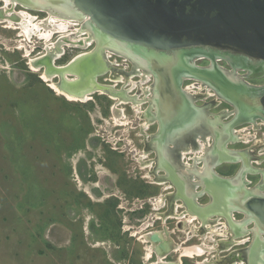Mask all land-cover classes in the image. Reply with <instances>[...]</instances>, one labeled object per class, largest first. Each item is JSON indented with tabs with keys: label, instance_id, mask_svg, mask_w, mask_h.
Returning <instances> with one entry per match:
<instances>
[{
	"label": "rangeland",
	"instance_id": "obj_1",
	"mask_svg": "<svg viewBox=\"0 0 264 264\" xmlns=\"http://www.w3.org/2000/svg\"><path fill=\"white\" fill-rule=\"evenodd\" d=\"M2 7L0 0V10ZM20 10L34 16V22L49 16L45 7L31 9L21 4H16L12 12ZM69 13L72 16L65 13L68 17L63 18L70 22L67 33L83 30L74 37L90 38L92 33L95 38L87 47L70 46L62 41L61 54L53 58L56 66L93 49L99 37L87 26L88 16ZM6 24L0 22V264H147L144 258L147 244L138 236L141 233L152 229L168 231L169 226L176 233V237L175 233L168 235L170 238L177 243L187 239L195 220L191 223L183 220L177 229L174 219L165 222L154 218L163 207L155 210L150 201L164 195V181L155 184L151 173L154 164L151 166L147 161L142 167L137 161L146 150L138 135L152 129L139 133L141 127L128 114L132 109L126 103L117 106L125 109L124 126L115 124L109 110L118 100L105 94H93L84 102L70 101L57 94L41 78L43 66L33 70L31 62L47 55L46 44L56 43L63 33L53 34L49 41L32 35L28 41L19 35V29L6 28ZM119 51L121 54L105 49L104 54H110L107 60L113 61L114 69L130 72L133 63L126 54L132 57L131 52ZM207 61L197 57L192 63L201 66ZM218 63L227 67L224 60ZM110 75L111 70L105 71L96 81L117 83L115 88L131 86L123 78L122 82H113ZM66 77L74 76L66 74ZM51 79L58 82L59 77ZM196 81L197 88L193 90L199 89L201 82L197 78L189 80ZM254 133L251 131L253 136L248 143L230 146L252 147L261 136L257 132L255 139ZM151 156L148 154L144 160ZM156 173L163 174L161 170ZM203 215L207 217V213ZM207 219L211 220V216ZM223 222L217 224L219 229L235 226L231 221L230 226ZM198 235L188 238L185 244L204 241L217 249L202 256L182 258L183 264L214 261L225 255L226 250L219 249L222 245L213 242L223 237L212 234L211 238L201 236L198 241ZM176 255L171 253L166 261L175 260Z\"/></svg>",
	"mask_w": 264,
	"mask_h": 264
},
{
	"label": "flooded vegetation",
	"instance_id": "obj_2",
	"mask_svg": "<svg viewBox=\"0 0 264 264\" xmlns=\"http://www.w3.org/2000/svg\"><path fill=\"white\" fill-rule=\"evenodd\" d=\"M202 58H207L208 63L196 66L215 71L211 77L212 81L221 85L226 93H233L231 97L238 98L239 106L229 101L208 81L197 78L203 86L199 88L201 91L193 90L197 88L198 82L190 83L189 80L196 78L189 77L190 73L183 72L182 66L175 71L177 75L182 71V76L179 75V79H175L177 85L167 97H163L162 92H159V80L151 71L144 73L148 74V78L141 86L136 85L130 89L115 88L117 83L113 86L96 81L98 84L113 87L102 93L98 89L71 93L81 95L83 91L89 92L86 101L98 93L105 94L115 101L127 100L126 104L132 109L128 114L135 117L137 127L146 122L145 129H152L150 132L144 131L141 135L140 132L143 131L141 128L138 136L142 138L146 149L142 153L145 152L146 156L152 154L149 160L144 161H150L151 166L154 164L151 170L154 178L159 181L160 176H164L163 211L158 213V218L154 216L155 219L161 220L164 217L165 222L174 219L175 228L178 229L183 218L176 217V213L185 212L184 215H188L187 210L192 208L215 206L219 210L211 214L210 221L220 225L223 220L229 226L231 221L235 226L231 228L228 238L221 236L222 246L219 249L224 248L225 255L212 260L211 264H264V246L261 245L264 241V231L259 229L252 212L233 207L236 201L250 205L255 202L260 204L259 201L264 202V165H258L264 163L262 149L264 144L257 152L248 145L242 149L230 146L248 143L246 140H250L251 131L261 134L258 140H253L255 141L253 144L257 141L264 142V60L252 59L241 54H232V61L222 57L216 59V56L214 62L209 57ZM219 60H224L227 67L220 65ZM210 64L214 70L208 68ZM136 72V68L132 66L131 71L127 73L133 74L132 78L135 77V82H139L142 75ZM71 78L73 79V77L69 79ZM226 84H232L233 87L228 88ZM208 89H212V93L208 92ZM163 98L167 103L164 106L161 105ZM206 98L209 99L205 100ZM133 102L139 106V110H136ZM216 106L221 107L213 109ZM112 107L113 105L109 110L111 114ZM121 109L125 117V109ZM162 124H165V132L160 139ZM256 134L254 133L255 139ZM157 170H161L163 174L156 173ZM156 180L155 184L161 185ZM211 187L217 189L220 198L213 197ZM221 209L223 213H220ZM201 215L195 220L198 228L203 222ZM167 229L169 236L175 233L169 226ZM200 229L202 231V228ZM156 231L151 230L152 233ZM190 233L188 238L196 236ZM199 235L198 241L201 237V234ZM188 238L181 240L180 243L186 242ZM202 263L203 261L197 264Z\"/></svg>",
	"mask_w": 264,
	"mask_h": 264
},
{
	"label": "water",
	"instance_id": "obj_3",
	"mask_svg": "<svg viewBox=\"0 0 264 264\" xmlns=\"http://www.w3.org/2000/svg\"><path fill=\"white\" fill-rule=\"evenodd\" d=\"M20 1L23 6L28 5L31 9L44 8L40 0ZM43 1L44 4L51 2L52 5L47 9L55 12L57 9L54 8L57 7L53 5L65 2ZM68 1L78 12L88 16L96 31L124 45L126 50L131 52L130 55L135 57L131 60L138 58V62L140 59L148 62L144 68L156 74L159 92H162L163 97L169 96L177 85L172 70L180 65L183 72L210 82L211 86L229 101L239 106L238 98L231 97L233 93H226L221 85L212 81L211 77L215 71L199 68L189 61L196 55L209 57L213 62L214 56L232 61V54L264 60V0ZM101 44L97 43L93 49L73 58L65 65L55 66L49 54L33 60V63L43 66L44 71L47 70L48 74L53 75L52 78L58 76V82L67 91L92 90L96 77L105 70V60L101 63L103 59L100 60L98 51ZM181 73L178 72L177 77L182 76ZM66 74H72L73 79L69 80ZM226 86L233 87L232 84ZM166 104L163 98L161 105ZM164 132L165 124H162L160 139L163 138ZM210 190L214 198H220L217 189L211 187ZM259 203L250 205L236 201L233 207L252 212L259 229L264 231V202ZM192 209L198 216L219 210L215 206ZM220 213H223V209ZM150 239L156 238L151 236ZM261 245L264 246V241Z\"/></svg>",
	"mask_w": 264,
	"mask_h": 264
},
{
	"label": "bare ground",
	"instance_id": "obj_4",
	"mask_svg": "<svg viewBox=\"0 0 264 264\" xmlns=\"http://www.w3.org/2000/svg\"><path fill=\"white\" fill-rule=\"evenodd\" d=\"M2 1H3V7H2V10H0V22H6L7 23L5 25L6 28H11V29H14V30L19 29V32H20L19 35H23L24 36L23 38L25 40H28L32 35L33 36L35 35L36 38H38V39H41V40L43 39L45 41H49L50 40V37L53 34H55L57 32H59L60 34L63 33V36H61L56 43H52V44H48L47 43L46 44V50H47V53L49 55H51V60H53V58H56L57 56H59L61 54V51L62 50L59 48V45L60 46L62 45V41H64L65 43H67L70 46L73 45V46L87 47V45H89L91 43V41L95 38V36H93V34L92 33H89V32L88 33H89V37L90 38H87V37H84V38L83 37L82 38H76V37H74V35H77V33L82 32L83 30H77L76 32H70L69 31L68 33L66 32V31H68V28L70 26L69 25L70 22L67 21V20H65V19H63V18H67L68 17V15H66L65 13H68L69 16H72V14H70L69 12H74V13H78L80 15H83L80 12H78V10H76L73 7V5L71 4V2L68 1V0H65L64 3H61V4L59 3L58 5H53V6L57 7V8H54V9H57V12L58 13L55 12L54 10L47 9V10H49V13H48L49 16L46 19H44V20L35 21V22H34L35 17L32 16L30 13L24 11V10H20V11L16 12V14H14L12 12V10L15 7L16 4H21V1L20 0H2ZM40 1L42 2L43 0H40ZM44 3L45 2L43 1L42 2V5H44L45 8H47L50 5H52V4H50L51 2L50 3H46V4H44ZM25 7H29V6L28 5H25ZM53 13H55V15H53ZM56 16H58V17H56ZM63 16H65V17H63ZM59 17H60V19H58ZM87 26H89L94 32H96V33L99 34L98 39H96V45L99 42L102 43L101 46L98 48V51H99V55L101 57L100 60L103 59L101 61V63H103V61L105 60L104 61L105 62L104 63L105 70L103 71V73L105 71L111 70L110 79L113 82H118L120 80L123 81V79H124V83L125 84H127V83H130L131 84V86L129 87V89L132 88V87H135L136 85L141 86V84L143 82L147 81L146 79L148 78V74H144V73L148 72L149 70H146L144 68L147 65V63H148L145 59H140L139 62H138L137 61L138 58H136L134 60H131L133 58L130 57V56H128V55H126V57L129 58L132 61L133 66L136 68V70H137L136 73L142 75L141 81H139V82L131 81V78H132V75L133 74L131 75V74H128V73H124L123 71H118V70L114 69L113 66H112L113 61L110 62L109 60H107V57L110 54H108V55L107 54H104L105 49L112 50V51L117 52L119 54H121L120 53L121 51H119L120 49L128 52V50H126V48L124 47V45L118 44V43H116L114 41V39H112L110 37H107V36H104L100 32L96 31L93 28V25L91 24L90 20H89ZM31 39H32V37H31ZM24 47H22V48H24ZM104 47H105V49H104ZM50 49H52L51 51H53V52H51ZM115 49L116 50L119 49V50L116 51ZM26 52H28V51H26ZM83 54H85V52L84 53L81 52L77 56H80V55H83ZM41 55H42V53H41ZM77 56H75V57H77ZM40 57H42V56H40ZM192 57L193 58H191V61H189V62H192V60H194L197 57H201V55H196V56H192ZM217 58H221V57L216 56V59ZM51 60H49V61L51 62ZM31 67H32L33 70H38L41 67V65L40 64H34L33 61H32L31 62ZM180 67L181 66L178 65V66H176L172 70V72L174 74V80L178 78L177 77V74H175V71H178ZM141 68H142V70H141ZM208 68H212V64H210V66ZM48 73L49 72H47V70L46 71H43V72L41 71V78L57 94L64 95L70 101H81V102H83V101H86L89 98V96H88L89 95V92L83 91V94L79 95V94H73L70 91L65 90L60 85L61 83L56 82V81L54 82L51 79L53 75H50ZM185 73H188V72H185ZM189 77H190V75H189ZM192 77H194V76H192ZM71 79H69V80H71ZM113 86H114V84H113ZM113 86L98 84L96 82L95 83V86H94V89H98L102 93L104 90H107L109 88H112ZM201 86H203V83L201 84ZM94 89H92V90H94ZM85 90H88V89H85ZM114 97L115 96H113V98ZM115 98H117V97H115ZM120 102L127 103V100H120V99H118V101L113 105V107L111 109V112H112V117L114 119L115 124H117V125H123L124 126V123L125 122L122 121V118H123L122 109L121 108H117V106L119 105ZM133 106L136 108V110H139V106L138 105H135L134 102H133ZM146 126H147V123L146 122L143 123L141 125L142 130L145 129ZM246 139H247V137H246ZM246 141H249V140H246ZM263 144H264L263 141H257L255 144L252 145V150L257 152L263 146ZM147 154H148V152H147ZM145 157H146V153L144 152V153L140 154L139 157H138V159H137V161L140 163V165L142 167L144 165H146V163H147V162L144 161ZM161 181H164V176L163 175L160 176V179L157 182H159V183L162 184L163 182H161ZM151 201L153 202V207H154L153 209H155V210L160 209L164 205V196L160 194L158 196V198H156V199L153 198V199H151ZM174 214L175 213H173V215ZM184 214H185V212L180 213V214L179 213H176L175 215L178 218H183V220L185 222H188V223H191L192 221L196 220L197 217H198V215L192 209L191 210H187V214L188 215H184ZM203 214H205V213H203ZM211 214L212 213L208 212L207 213V217L211 216ZM186 216H188V217H186ZM155 217L158 218L159 217V214L157 213L155 215ZM201 217H202V220H203L201 227L198 228V226H196V225L191 226V231L190 232H192L193 234H197V233L201 234L202 239L204 238V236L206 237V235L211 238L212 237V234H218L220 236H224V238H228V236H230L231 229L229 227L226 226V228H228V229H226V228L219 229L218 226H217L218 223H216V222L214 223V222L208 220L207 217H205L204 215L203 216L201 215ZM162 220L164 221L165 218L163 217ZM208 221H209V224H207ZM223 224L224 225H227L226 222H223ZM200 228H202V231H201ZM138 236H140V238H141V240H142L143 243H146L147 244L146 252H145V257H144L148 261L147 264H181L182 257L194 258L195 256H202L205 252H209V251H212L213 249H217L216 247H214V245H209V244L205 243L204 241H202L199 244H192V245H186L185 244L186 242L177 243L172 238H170L168 236L167 231H162V232L161 231H156L154 233L149 232V233H146V234L141 233V235H138ZM151 236H154L156 239L155 240H151L150 239ZM208 237H207V239H208ZM220 241H222V240H218V241L213 240V242H215L216 244H219V245H220ZM171 253H176L178 256L176 255L177 258L175 260H172V261L168 262V261H166V258H167V256L171 255ZM155 254H156V260L151 261V258L154 257ZM164 259H165V261H164ZM203 262H204V264H211V261L204 260Z\"/></svg>",
	"mask_w": 264,
	"mask_h": 264
}]
</instances>
